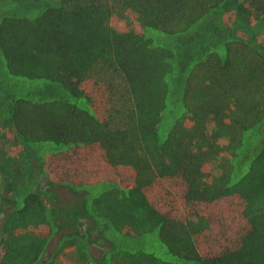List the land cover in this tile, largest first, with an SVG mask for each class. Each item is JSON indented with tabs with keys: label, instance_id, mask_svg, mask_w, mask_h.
Masks as SVG:
<instances>
[{
	"label": "trees",
	"instance_id": "trees-1",
	"mask_svg": "<svg viewBox=\"0 0 264 264\" xmlns=\"http://www.w3.org/2000/svg\"><path fill=\"white\" fill-rule=\"evenodd\" d=\"M0 212V264H264V0H0Z\"/></svg>",
	"mask_w": 264,
	"mask_h": 264
},
{
	"label": "rangeland",
	"instance_id": "rangeland-1",
	"mask_svg": "<svg viewBox=\"0 0 264 264\" xmlns=\"http://www.w3.org/2000/svg\"><path fill=\"white\" fill-rule=\"evenodd\" d=\"M8 142H5V147H8ZM79 149V148H77ZM82 150H77L75 153H73V158L76 161V156L78 155L79 160H81V157L84 156H95L89 149H85L83 153H81ZM97 157L100 158L98 155ZM96 158V157H94ZM101 159V158H100ZM120 177L124 179L125 181H130V177L127 175V173L120 174ZM59 195L63 201H71L73 199V194L67 189V188H59L58 189ZM156 203L158 205H162L163 207L167 203L166 199L158 198L156 200ZM215 212V218L212 222L211 230L207 233L206 236H202L201 240L202 242H207L212 244L214 242L220 241L222 239H228V237L235 236L236 231L243 230V221L242 216L239 211V207L236 204H216L214 207ZM3 214L0 212V226L3 222ZM222 218L219 223L218 220ZM223 224V226L220 228L219 225ZM228 230L226 232H222V230ZM57 238H54L53 241L50 244L49 252L53 249V247L56 245ZM100 248L93 247L92 252L94 255L98 256L100 253Z\"/></svg>",
	"mask_w": 264,
	"mask_h": 264
}]
</instances>
